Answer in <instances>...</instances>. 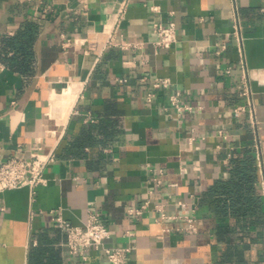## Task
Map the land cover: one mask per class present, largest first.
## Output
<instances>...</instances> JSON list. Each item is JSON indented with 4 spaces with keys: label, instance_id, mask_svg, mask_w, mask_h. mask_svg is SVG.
<instances>
[{
    "label": "crops",
    "instance_id": "0c3cea01",
    "mask_svg": "<svg viewBox=\"0 0 264 264\" xmlns=\"http://www.w3.org/2000/svg\"><path fill=\"white\" fill-rule=\"evenodd\" d=\"M121 2L0 0V38L40 24L32 74L0 61V163L56 151L47 184L0 191V264H111L102 247L84 261L69 252L58 209L80 226L99 212L103 245L130 246L127 264H264L255 135L248 113L234 115L245 99L232 0H131L114 34L129 47L108 45ZM236 4L264 161V0ZM155 21L175 23L171 48L154 46ZM156 78L171 84L149 98ZM175 91L190 110L172 105ZM247 158L256 192L234 172ZM147 200L170 218L128 213ZM188 212L195 232L177 230Z\"/></svg>",
    "mask_w": 264,
    "mask_h": 264
},
{
    "label": "built area",
    "instance_id": "2783aa9c",
    "mask_svg": "<svg viewBox=\"0 0 264 264\" xmlns=\"http://www.w3.org/2000/svg\"><path fill=\"white\" fill-rule=\"evenodd\" d=\"M130 1L131 0H122L113 24L114 29L108 38V45L129 47V43L117 42L114 34L120 22L125 17V13ZM232 2L234 6L233 35L237 42V49L243 71L241 75L239 93L240 96L245 99V102L237 105L234 108V115L237 117L242 116L244 113H248L249 115L252 131L255 135L253 146L255 149L256 165L260 175L261 191L264 197V161L262 158L261 140L259 137L260 124L256 116L254 103L252 100L253 90L246 68L247 61L244 47L245 37L241 30L238 6L236 4V0H232ZM151 9L158 11L160 8L158 5H152ZM152 30L156 36L153 43L158 49H169L178 40L177 29L174 22L164 24L161 21H155L153 23ZM125 80L126 79H120V81ZM170 84L171 81L169 78H156L153 81V90L149 93L148 97H153L156 90L159 88H167ZM170 101L178 112L191 109V106L181 103V93L179 91H175L170 95ZM55 159L56 151L54 149L45 151L42 145H39L37 149L31 152L27 157L20 154L11 156L6 161L0 163V191L28 186L32 193H34V190L38 185L47 184L48 179L45 175V170ZM179 204L186 206V204L182 201H179ZM150 209H155L160 212V220H167L170 218V215L165 211L164 204H156L151 208L149 200L145 201L140 207L128 209V213L130 215H138L143 214L145 211ZM192 211H195V208H192ZM51 213L53 216L54 226L64 230L67 235L66 246L71 254L79 255L84 261L88 257V250L91 248L102 247L111 264H127L129 253L132 250L130 246L105 247L103 245V242L110 237L111 231L109 227L101 220L99 212H90L83 226L74 225L66 220L59 209L52 210ZM178 217H182L186 221V225L183 228L176 227L177 230H184L188 232L196 231V220L190 212L184 213ZM165 230L169 231L170 228H165Z\"/></svg>",
    "mask_w": 264,
    "mask_h": 264
},
{
    "label": "trees",
    "instance_id": "16d2710c",
    "mask_svg": "<svg viewBox=\"0 0 264 264\" xmlns=\"http://www.w3.org/2000/svg\"><path fill=\"white\" fill-rule=\"evenodd\" d=\"M39 31L40 24L27 19L14 34H3L0 38V61L14 71L24 75L32 74L35 64L34 44ZM234 172L242 179V185L248 183L249 188H246L256 192L253 187L256 167L252 158L234 160Z\"/></svg>",
    "mask_w": 264,
    "mask_h": 264
}]
</instances>
